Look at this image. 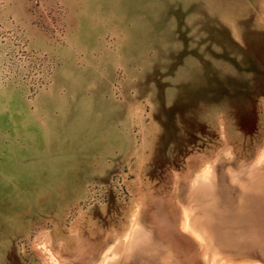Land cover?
<instances>
[{"label":"rangeland","instance_id":"374dc122","mask_svg":"<svg viewBox=\"0 0 264 264\" xmlns=\"http://www.w3.org/2000/svg\"><path fill=\"white\" fill-rule=\"evenodd\" d=\"M0 264H264V0H0Z\"/></svg>","mask_w":264,"mask_h":264}]
</instances>
